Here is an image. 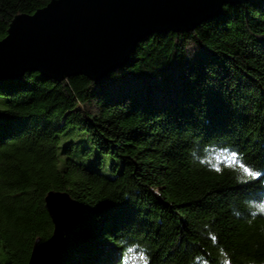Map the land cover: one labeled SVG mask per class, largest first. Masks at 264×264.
I'll use <instances>...</instances> for the list:
<instances>
[{
	"label": "trees",
	"instance_id": "16d2710c",
	"mask_svg": "<svg viewBox=\"0 0 264 264\" xmlns=\"http://www.w3.org/2000/svg\"><path fill=\"white\" fill-rule=\"evenodd\" d=\"M50 1L0 0V39ZM50 190L77 208L49 264H264V0L149 36L102 80L1 83L0 264L47 245Z\"/></svg>",
	"mask_w": 264,
	"mask_h": 264
},
{
	"label": "water",
	"instance_id": "95a60500",
	"mask_svg": "<svg viewBox=\"0 0 264 264\" xmlns=\"http://www.w3.org/2000/svg\"><path fill=\"white\" fill-rule=\"evenodd\" d=\"M250 0H51L17 15L0 39V84L37 71L55 80L84 74L102 80L123 67L138 44L154 34L191 32ZM45 208L53 230L46 246L34 243L28 264H49L71 232L77 200L50 190Z\"/></svg>",
	"mask_w": 264,
	"mask_h": 264
},
{
	"label": "snow or ice",
	"instance_id": "6c2138e0",
	"mask_svg": "<svg viewBox=\"0 0 264 264\" xmlns=\"http://www.w3.org/2000/svg\"><path fill=\"white\" fill-rule=\"evenodd\" d=\"M243 172L246 173L248 176L253 177V178L258 177V176L261 175L260 173L255 172V171H253V170H250V169L247 168V167H245V168L243 169ZM257 207L260 209V211L264 212V203L258 205Z\"/></svg>",
	"mask_w": 264,
	"mask_h": 264
}]
</instances>
